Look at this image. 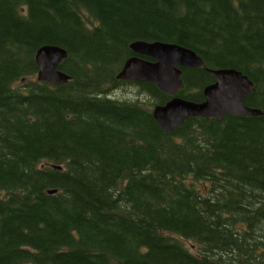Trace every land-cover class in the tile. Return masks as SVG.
Masks as SVG:
<instances>
[{"label":"trees","instance_id":"16d2710c","mask_svg":"<svg viewBox=\"0 0 264 264\" xmlns=\"http://www.w3.org/2000/svg\"><path fill=\"white\" fill-rule=\"evenodd\" d=\"M135 39L202 57L176 94L235 67L263 113L163 129L172 95L117 76ZM0 264H264V0H0Z\"/></svg>","mask_w":264,"mask_h":264},{"label":"water","instance_id":"95a60500","mask_svg":"<svg viewBox=\"0 0 264 264\" xmlns=\"http://www.w3.org/2000/svg\"><path fill=\"white\" fill-rule=\"evenodd\" d=\"M134 54L125 58L117 76L133 81H155L172 96L152 108L153 116L163 129L169 131L192 115L214 116L225 113L255 115L263 113L244 102L253 89V81L235 67H206L214 80L203 87V99L191 100L176 94L183 86L182 68L200 66L202 57L192 48L177 42L135 39L130 42ZM66 49L54 43L40 45L35 52L36 78L58 85L69 78L59 67Z\"/></svg>","mask_w":264,"mask_h":264},{"label":"rangeland","instance_id":"374dc122","mask_svg":"<svg viewBox=\"0 0 264 264\" xmlns=\"http://www.w3.org/2000/svg\"><path fill=\"white\" fill-rule=\"evenodd\" d=\"M130 89H133V87L132 86H128V88H126L125 90H121V91H119V90H117V91H115L114 92V94L115 95H122V94H125V93H127V92H131V91H129Z\"/></svg>","mask_w":264,"mask_h":264}]
</instances>
